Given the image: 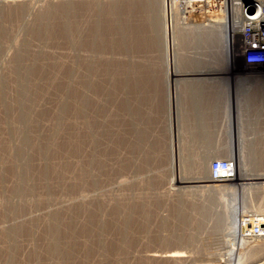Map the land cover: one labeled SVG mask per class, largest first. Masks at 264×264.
I'll return each instance as SVG.
<instances>
[{"label": "rangeland", "instance_id": "374dc122", "mask_svg": "<svg viewBox=\"0 0 264 264\" xmlns=\"http://www.w3.org/2000/svg\"><path fill=\"white\" fill-rule=\"evenodd\" d=\"M65 1L68 0H0V7H2L1 9L5 10L4 11L5 13H2L0 15V17H2L3 15V17L0 18V26H1L0 34L2 33V31H5L1 34L3 38L0 35V39L1 38L4 40L9 39L7 40L8 42L5 45V48L2 50L0 49V54H1L0 55V91L1 89L2 90L5 89L6 91L8 87L7 91L10 90L14 93L15 92L14 90L16 89L18 84V82H16V79L19 76L23 78L27 74L25 78L28 80L26 79L24 80L25 83L29 82V86H31L32 88L31 95L36 94V96H32L31 100H33L34 102L36 101L37 104L36 105L37 107L34 109V111H36L34 113L35 116L37 115L36 113H38L37 115L38 118L34 117L33 119L34 127L32 126L33 127L31 129L32 132H30L31 133L29 134L30 136L27 135L28 137L26 142L27 146L24 145L22 147L23 149L20 148L19 155L17 154V158L22 154L25 156L23 157L22 155V157L20 156L18 158L21 161V162L19 161V165L16 164L18 163V160L16 163L13 162L10 163L7 158L9 154L6 153L8 147L7 148L5 147L6 145L9 146L8 140H11L12 144L15 145V147L17 146L16 145L17 136L12 131L13 128L10 126V123H9V127L7 124L9 121L8 119H11L14 113L11 110H9V108L7 112L6 110H4L6 109V107L5 104L1 102L3 100H1L0 98V119L2 118L4 120V121H2V119L0 120L1 123L3 124L2 127L0 123V132L3 131L4 129V131H6L7 133V134L5 133V135L4 133L3 134L0 133L1 136L0 150H4L3 152L5 155L4 157L3 152L0 151V159L4 158L6 161L8 160L7 164L13 163L12 166L10 164H9L10 166H8L5 161L4 163L8 166L7 168L5 164L4 167L1 165L3 162L0 164V172L3 173L2 175L0 173V175L2 176V178L0 176V182H1L0 203L3 202L2 205H5L6 203L4 204V202H8V201H9L8 205L9 203L11 205V202L17 199L15 201L16 203L19 202L18 201L19 199H21L19 194L14 193V191L12 192V190H14L13 188L15 187L16 182L18 181L14 175L16 165L21 167L22 164L24 165L25 163H28L34 166V164L39 162V165L36 164L33 167L34 168L33 176L35 174L37 178L35 176L34 177L32 176L34 179H37L36 181H38L39 179L38 181L39 183L36 181L34 182L32 178H30V181L31 180L32 181L29 182L31 184L34 183L33 184L34 186L36 185L34 189L36 193L38 192L37 193L38 197L32 196L29 198L30 200L27 199L22 201L23 205H26L27 203L29 204L24 206L25 209L29 208V210L23 211L25 209H23L22 207L23 212L19 211L16 212L18 213L16 214L13 213L15 211H11L13 213L12 214L9 209L10 205L9 206H7V204L5 205L8 207V208L6 207L7 209L5 208L7 212L5 211L4 208H2L4 206L0 205V207L2 206L1 211L2 209H4V211L2 212L0 211V215L5 213L3 214L5 218L3 215L0 217V230L2 231L5 228L7 229L8 227L12 228L15 223H16L15 226L16 225L20 226V224L22 225L23 224L22 222H24L22 220H25L26 223H24L20 227L24 232H27L22 234L23 231L21 230L20 231L21 235L19 236L18 234L16 237H14L15 239L18 237L17 238L18 240L17 239L15 240L13 239V237H10L11 242L10 241L9 242L11 244L18 243V245L16 244L13 245V247L16 245L15 254H17L16 255L17 258L8 255L9 254L8 245L11 244L8 242V239L4 240L2 239L3 237L0 236V248H3L0 249V259H2L0 260V264L1 263L2 264H7V263L37 264V262L38 264H45V263L56 264L58 260L57 258H59V254L58 256L56 254H50L51 246L50 247L48 246L51 245L49 244L51 243L50 242L51 238L50 236H48V234L44 233L47 230V227H45L46 223H44L46 221L44 219L46 218L51 219V217L53 218L57 213H60L58 215H60L61 219L64 215L71 216L73 214L74 218L76 216L75 220L72 216H71L72 218L70 217L64 218L65 216L63 217L65 222L64 226L67 228L68 225V230L64 228L65 234L63 235L64 238L63 241L65 243L63 244V247L65 245L64 248L69 249L68 250L69 257L66 256V259L63 261L62 264H104L106 258H104L105 256L100 253L96 254V256L88 259L84 263L79 262V258L77 259L78 256L77 254L79 253V249H80V247L78 246L81 245L82 248L83 247L82 245H85L86 242H91L93 239L94 241H98L100 239L98 238L100 237L98 234H104V232L105 235L109 236L111 243L112 242L114 243L116 239L117 241L120 239L121 241L120 240L119 241L122 242L123 240L122 237L123 238L126 237L124 238L126 240L123 241H125L129 246L130 245L132 246V251L129 257L131 259L132 258L139 259L144 257L143 259L147 260L146 261L147 264H176V263L177 264H252L253 260H255L257 257L256 253L252 251L256 250L260 246V249H262V253L264 252V247H263L264 237L248 238L242 236L245 239L240 241L239 243L238 234L239 231L241 232L242 222L238 220L239 221L238 223L235 217L239 213H241L242 218L243 216L251 213L264 215V66L262 65L255 66V65L247 64L241 55L236 56L232 54L230 56V54L228 53L229 52L228 45L231 42L230 40L233 39H232L231 28L230 27L228 28L227 25L228 11L226 10L225 5L219 3L221 5L220 13L219 10L217 9L218 11L212 13L213 16L212 17L210 16V18L208 19L207 15L205 14L203 16L202 14L199 15L195 14L196 16L193 15L194 13L192 10L194 8L191 7L188 8L187 6H189V3H185L186 0L185 2H183V0H149V1H154L155 3L159 2V4L157 3L158 4L157 12L160 15L157 12H155L157 16L155 18L159 19V20L157 19V21H159V33H160V37L162 38L161 40H163L161 41L163 45L160 50L158 48V44H156L157 41L154 38L155 36H153L154 32L152 31L151 25H149L150 23H148L149 22L148 16L151 12L147 3L148 0H142V1L141 0H134V1L133 0H73L72 3L74 9H72V12L74 13L73 15L78 16V17L75 16L76 30L78 31V29L84 27V29L78 31V33H76L77 32L76 31L74 32L75 34L74 33L72 34L74 35L73 38L76 39V41L71 39L72 38L71 35L63 36L65 34L63 30H60L62 28L59 27V25L61 24L64 25L65 22L62 23L63 22L62 20L66 19L64 16H62V14L64 15L63 10L61 11L63 7L62 4H64ZM200 2L203 5L200 4L198 6L200 8H204L203 6L208 5L210 1L208 2L207 0H202ZM76 3L78 6L75 5ZM111 3L112 5H116L119 9H121V13L123 14L122 15L115 14L118 15L119 17L114 15L111 16L112 14L110 11ZM60 4L62 7L60 6ZM122 4L124 6H122ZM21 5H27L29 8L27 11L28 19L23 21V23L21 22L22 24L19 22L18 19H16V17L18 16L17 11L20 8L18 6ZM49 5L52 6V8ZM5 6L7 7V9ZM58 6L61 9H58ZM47 7H49L48 10L46 9ZM51 9H55V10H51ZM6 11H8V13ZM45 11H49L52 17L56 16L57 12L58 14L60 11L62 12L60 13L61 15L56 16L57 18L59 17L60 19L59 18L56 19L54 17L55 19L53 18L54 21L52 23L53 27L58 26L59 28L56 29V27L54 28L52 26L50 27L51 32L53 30L54 31L58 30V31L55 33L54 31L52 33L50 31H44L43 33V34L46 33V35H48L50 32L51 35H48V37L50 36V38H47L46 35H43L41 33L37 34L38 32L36 29L38 28L39 25L38 16L39 14H42V12L44 13ZM85 11L88 13H86ZM194 11H197V9ZM80 14L81 16H79ZM8 17L11 19L9 20ZM201 19L203 20L202 24H206L204 23L206 22V20L211 21L215 19L217 23H220V25H218V27L215 28V31L216 33L217 32L219 33L222 30L224 37H222V39L220 40L217 39L214 41H210L209 44L205 43V45H202L203 47L199 49L200 50L199 52H194L191 47L192 45H187V44L184 45V43L182 44L180 36L182 35L183 30L191 32L192 31L191 28L194 29L195 27L194 25L195 22L193 21L200 22ZM118 21L123 23V25L127 26V28H125L124 30L127 31L125 35L118 29V25H119ZM54 23L55 25H53ZM77 24L80 25L81 27L79 26L80 27L79 28ZM86 24H88V26ZM86 26L90 27L89 30H86L88 29ZM128 26H132V27H128ZM34 28L36 29L37 33L34 32L35 31ZM180 29L182 30L180 31ZM82 30H84L87 34ZM59 32L61 33L59 34ZM79 32L82 33L81 34L82 38H80ZM4 35L5 36L8 35V36L5 37ZM83 35H86L87 38ZM61 36L64 38H62ZM78 36L80 38V43L84 45L87 43V45L85 46L83 45L84 46L83 47L80 46L81 45L80 44L79 47L77 45L79 44L77 43L79 42V40H77L79 39ZM39 37H41L42 39ZM43 37L46 38L44 39ZM66 37H68L69 39ZM91 38H93L94 44L92 43V41L91 42L88 41L91 40ZM167 39L170 40L168 41ZM4 40H1L0 43H2ZM206 41L207 40H205L204 42ZM71 43L72 45H70ZM74 43L75 46L73 45ZM89 43L90 44L92 43L93 45H90ZM168 43L170 50H173L171 51L172 56H169V52H167ZM1 45L2 44H0V47L3 48ZM26 46L28 48L31 47L28 49L29 52L26 55H24V57L22 55L20 56L19 55L20 52H22V49L24 50L23 47ZM72 47L75 50H73ZM75 47L76 48L78 47V49L76 50ZM171 47H173L174 49H172ZM80 48H84V49L86 48L85 49L86 51L84 49H81L83 50L82 52L78 51L80 50ZM34 52H37L38 54ZM33 55H36L35 58H37L38 57L37 55H39L40 57L43 56L45 59L47 57V59L45 60L42 59L43 57L41 58L38 57L37 58L38 60L36 59L37 60L36 61ZM75 55L77 56V58ZM25 56H28L30 59L32 58L30 61L31 63L33 62L34 64L33 65L34 74L37 73L38 75L35 74L34 76L31 77V75H33L31 74L33 73L32 71L29 73L28 72L25 73L24 69L16 65L17 61H21L22 57L25 59ZM78 56L84 57L85 59L79 58ZM48 57L53 61L50 60ZM87 58L89 61H91L90 66L87 64L88 63ZM59 59L60 60L62 59L64 61L63 64L64 65L66 64L65 67L63 64L62 65L60 64L61 66L56 64L57 62L61 63ZM35 61L36 63H34ZM40 61H42L43 63L42 62L40 63ZM38 63L40 65H38ZM35 65L37 66L35 67ZM56 65L57 68L55 67ZM13 66H17V67H13ZM39 66L42 67L43 69L45 68L44 71H42L43 70L42 68L41 70H39L40 69ZM128 66H130L131 68ZM92 67L94 70L92 69ZM86 68L90 70L91 73L92 71L93 73L94 71L96 72L94 74L93 73L89 74ZM11 69L13 72L10 73ZM77 69L81 70L80 71L81 73H79V71H76ZM64 70L67 71L68 77L69 75L70 78L72 76L70 82L68 81L69 79L68 78L67 82L64 83V81L67 78L66 71ZM69 70H71V72ZM15 73L17 74L16 75L17 77H15ZM40 73L41 75L44 74L45 78L43 77V75L41 76ZM46 74L49 77H46ZM72 74L75 75V78L76 75L84 74V77H86L85 81L86 80L87 81L83 85V89H82L85 91L82 92L81 90V93L83 94L84 92H86L85 94H83V98H86V94L87 97L91 96V99L90 97L88 99L86 98L87 102L90 101V104L87 103L88 107L89 105L91 106L92 102L94 105L92 104L91 106L92 108H88L86 106V103L79 104L84 106L76 105V103L72 104L73 102L76 101L73 100V97L70 98L68 97L67 101L65 102H67V105L70 104L71 105L67 106V109L65 111L66 112L67 110L69 111L67 113L64 112L63 116H61L60 119L61 121H60L55 118H57L58 111L62 105V102L64 101V95L66 94L65 92H67L66 88L71 89V91H75V92L76 90L74 89L75 88L78 89L77 88L78 85L76 86V83L71 84L72 81L74 80ZM85 74H87L88 78ZM11 75L12 78H14L15 80L11 79ZM29 75L31 78L28 77ZM38 77H40L41 79V80L39 79L40 81H38ZM189 77L192 79L185 80L186 78ZM29 79L30 80L32 79L31 81L32 82L34 81V83L29 81ZM42 80H44V83L41 82ZM50 80H52L53 82ZM59 80L62 82H60ZM97 83L100 85H98ZM67 84L68 86H66ZM36 85L37 86L39 85L38 87L40 89L43 88V91H39L40 89ZM63 85H65L66 88ZM102 86L104 90L103 88H101ZM58 87L60 89H58ZM96 87L99 89H97ZM89 89L90 91H93L97 95H94L93 92H91L92 94L90 93L91 94L90 95L88 93ZM0 93H1L0 97H2L1 96L2 92ZM61 95L63 96L61 97ZM103 96L105 98L107 97L106 98L107 100ZM69 101H71L72 103L71 102L69 103ZM98 102L100 105L96 104ZM121 104L124 105L122 106ZM100 106H102L103 109L102 107L100 108ZM77 107H82L84 112L82 108L77 109ZM104 107L108 112V114L106 112V116L104 113L105 118L102 116L103 112L105 111ZM25 108L26 109L28 108L27 105ZM98 108H100L101 110ZM71 110H73L74 112V113L72 112L73 114L71 113ZM91 111L92 112L95 111L94 114ZM96 112H98L101 115H99ZM91 113L93 115H89ZM9 114H11L10 115V117L12 116L11 118L8 117ZM85 114L88 115L86 116ZM52 115H54L53 118ZM97 115L98 117H96ZM77 116H79L80 118L77 119L76 118ZM85 116L89 118H85ZM82 117H84V119H82ZM93 117L94 118L96 117V119H94ZM87 119H88L87 121L88 123L86 122ZM81 120L82 121L85 120L83 121L84 123ZM97 120H99L100 122L104 121L106 124L103 122L102 125ZM58 121H60V124ZM63 121L65 122L63 123ZM92 121L93 123L95 122L100 123V124L97 123L98 130H97V126L94 125L96 129L91 126L93 130L91 131L90 126L88 125L89 122L91 124ZM5 122L7 123L5 124ZM56 122H58V124ZM35 123H37L39 126H35L36 125ZM55 124H57L58 127L59 126L60 127L57 128L56 127L57 125ZM101 126H103L104 128H102ZM53 127L56 130L53 129V132H50ZM99 127H101L102 129ZM105 128L106 130H104ZM59 129L61 132L59 131ZM8 130H10V134L9 132H7ZM54 131L57 135L54 133ZM95 131H99V133L97 134ZM35 132L37 133V135ZM86 132L89 133L86 134ZM136 132H139L141 134L139 135V133ZM53 133L55 135H53ZM106 135L108 140L105 141ZM72 136L73 138H71ZM96 137L98 141H96ZM79 138H81L82 141ZM139 138H141L144 142L141 141V139ZM67 140H68V145H66ZM87 141H89V143ZM47 142L48 143L51 142L50 145L54 146V148L53 146L51 147L54 154L52 153V150L49 152L51 154L43 153L44 155L42 153L40 154L39 151H36L38 148L37 146L38 144L43 143L44 145ZM101 142L105 144L101 145L102 144ZM78 143L79 144L82 143L81 145H83V147L79 145L78 147L79 149L75 148L78 146ZM95 143L98 144L96 145ZM174 143L175 145H173ZM55 146L56 147L61 146L60 147L61 149L55 148ZM66 146L68 147L66 148ZM24 147L25 148L27 147L28 149L27 148L25 149ZM70 148L73 149L71 150ZM80 148L82 150H80ZM54 149H56L55 151L57 153L54 152ZM92 149H94L95 151L93 152ZM57 150H59V153ZM76 151L78 152L76 153ZM31 152L32 154L33 152L35 154V155L33 154L34 155L33 157L31 156L32 154H30ZM79 152L82 155H80ZM26 154H28L27 156L30 157V159L26 157ZM93 154H95L96 157ZM104 154L106 158H104V156H101ZM45 155L47 156L50 155V156L47 157ZM97 155L99 158L97 157ZM207 155H211L210 167H211V162L214 159H226L227 161H233L235 163L234 165H236L233 176L232 177L228 176V178L226 177L228 180L226 178H221L223 180L221 181L220 178H218L219 179L218 180L217 178L214 177V175L211 173V170L210 173L208 174L200 172L198 167L199 164L198 159L204 158V156ZM87 156L90 159H87L86 158ZM191 156L194 158H192ZM22 158H24V160L26 158L29 161L27 160V162L24 163V160L22 161ZM41 158H45L46 160L45 159L43 160ZM86 159L91 160V162L87 161ZM102 161L104 164H106L105 166L106 168L104 167L102 169L103 171H105L104 173L103 171H99L101 167L98 170V166L101 164L100 162ZM48 163L54 167L50 166ZM98 163L100 164L98 165ZM103 163L101 165H103ZM41 166L42 168L44 166L45 169H42ZM13 167L15 169H13ZM55 167H57V170L55 169ZM40 168L42 171L40 170ZM85 168L86 169L88 168L89 171L85 170ZM38 171L39 172L41 171L43 177L41 176V173H39ZM45 173L48 174V176L45 175ZM57 173L60 174L59 175L60 178H58ZM81 173L84 175H82ZM87 173H89L90 175ZM85 174H87V176ZM39 175L41 178H39ZM95 175H97V177ZM87 177H89V180L88 179L86 180ZM46 179H48L47 180L48 183ZM213 179H216L217 182H219L220 184L223 182L222 185L218 184L223 188L221 187L222 190L221 188L220 189L218 188L219 190H216L217 193L216 195L212 194L211 187L213 186V184L212 183L208 184V182L213 181ZM255 179L258 181H256ZM259 179L262 181H260ZM79 180H82L84 184L82 181ZM92 180L95 182V184H92L93 183ZM101 180L103 181L101 182ZM105 180L107 181V183ZM216 180H214V182H216ZM226 180L229 181L228 184L229 183L234 184V181H236V183L234 184L235 186L232 187L233 184L231 186L230 184L228 185ZM254 180L255 183L252 182ZM89 181L92 182L89 183ZM204 181L207 184H205ZM98 182L101 183L98 184ZM103 182L106 184H104ZM37 185H39L40 188ZM201 185L202 186L205 185V186L202 187ZM48 186H50V188H48ZM228 186L232 190H234V188L237 189L231 191L229 188L227 189ZM36 188L39 191H37ZM208 188L210 189L211 192L207 190ZM3 189L4 191L5 189L6 191L8 190V192L10 190V192L8 193L5 191L6 192L5 193ZM2 192L5 195L7 194L6 196L8 199H6V196ZM104 192H106V194H104ZM9 194L11 196H8ZM10 197L11 198L13 197V200H11ZM4 199H6V201ZM211 200L213 201V205H211L212 206L211 208L209 207L210 210L208 213L206 211L207 214L204 213L202 215L205 216L204 218L201 216L202 213L200 212V209L203 207L206 210H208L209 209L208 205L209 203H211ZM84 203L85 205L83 206ZM99 203L102 206L99 205ZM79 204H81L85 208L79 207ZM94 204H96L94 206L96 207V210L95 208L93 209ZM106 204L108 205V207L105 208L104 206H106ZM98 206L102 208L104 207L106 211L104 210V208L101 209ZM87 207L90 208L91 210H88ZM195 207L198 209H196ZM213 207L215 210L212 209ZM81 208L83 211H81ZM85 209L88 211H86ZM179 209L180 211L182 210L181 211L182 213H180ZM238 210L239 212H237ZM76 211L78 213H76ZM215 211L217 213H220V216L223 218L221 219L222 221H217L216 216L213 217L212 215H210L212 213L213 215H215L216 214ZM69 212L71 214H68ZM80 212L81 213L84 212V213L80 214ZM87 212L89 213L93 212L94 215L93 213L88 214ZM24 213H27L28 215ZM51 213H53L54 216L50 217ZM61 213L64 215H62ZM223 213L225 214L226 217L224 216ZM6 214L9 215L8 216L9 218L8 217L6 218L7 216ZM84 214H86L87 216L89 215L88 218ZM93 217L95 218V220ZM77 218L78 221L76 222ZM82 218L85 220L84 223L81 224V221L83 222ZM202 218H204L203 221L204 224L202 228H199L200 230H197L198 228L196 226L201 221L199 220L198 222L197 219H202ZM86 219L87 221L90 220L91 222L89 221L86 222L85 224ZM98 219L100 222H98ZM103 219H104V223H103ZM28 220L31 222L29 223L31 225L27 224L29 222ZM72 220L75 221L76 223L73 222ZM180 220L182 223L180 222ZM34 221L36 223H34ZM19 222L21 223L17 224ZM215 222L217 223L216 225ZM66 223L67 225H65ZM72 223H75L73 225L74 226L76 225L78 228L76 226L72 227L71 226ZM89 223L90 225L91 224L94 225L90 226ZM179 223H181L183 226ZM84 224L88 225L89 227L88 226L86 227ZM101 224L102 225L104 224V227L106 229ZM125 224H127L128 226H125ZM236 224L239 226H237ZM34 225H38L35 226L37 229L34 228ZM83 225L86 228L83 227ZM31 226L34 228V230L33 228H31ZM236 226L238 227L237 230H236ZM82 227L84 230L82 229ZM94 227L97 229L96 231ZM108 227L110 229L112 228L114 229L110 230ZM98 228L99 230H102L104 228L105 231L102 230L97 233V231H99ZM122 228L124 230L126 229L128 234L127 233L124 234L125 231ZM234 229L236 230V232ZM86 230H87V234L85 232ZM194 230L198 231L197 232L198 235L196 242H193V244L189 242L176 243L174 241L175 238L178 236H185V237H190V235L192 236ZM216 230L219 231L216 232ZM233 230L235 234L234 232L233 233L231 232ZM77 231L78 233L74 235L75 238L72 237L74 232ZM91 231L93 235L95 233L94 236H92ZM66 232H69V234ZM88 232L89 235L91 233L92 238L88 239V237H91L88 235ZM215 233L220 235V237L214 239ZM70 234H72V236H70ZM122 234L125 236H123ZM29 235H31V237H29ZM85 235L86 236L88 235V237H86ZM165 236L170 237V239L171 238L173 239L169 241L168 239H165ZM68 237H70L72 240L69 239ZM95 237H97L98 239L97 238L95 239ZM48 238L50 239L48 240ZM66 238H68L67 241L65 240ZM12 239L14 240V242L12 241ZM45 239L48 242L45 241ZM73 239L75 240L73 241ZM105 240L107 241V239ZM77 243L80 244L78 245ZM18 247L19 249H17ZM46 247L48 251L47 249H45ZM4 248H6L7 250ZM70 250L71 252H69ZM167 250L180 251L182 254H184V256L182 257L183 259L180 258L179 260V258H177L174 260H164L163 258H160L159 260H156L157 262L154 261L155 263L153 262V260L151 261L147 259V256L150 254V252L160 254ZM46 251L50 253L48 254ZM31 252L32 255L30 256L29 254H31ZM132 253H134V255ZM5 254H7L8 256L7 258L5 257L6 256ZM73 254L75 256H73ZM49 255L51 256L49 257ZM99 255L101 256V258ZM41 257H42V261H41ZM35 259L37 260L36 263H35ZM96 259H98L97 260L98 263L96 262ZM67 260L69 261L67 262Z\"/></svg>", "mask_w": 264, "mask_h": 264}, {"label": "bare ground", "instance_id": "6f19581e", "mask_svg": "<svg viewBox=\"0 0 264 264\" xmlns=\"http://www.w3.org/2000/svg\"><path fill=\"white\" fill-rule=\"evenodd\" d=\"M134 1V0H133ZM142 1V0H141ZM149 1V0H148ZM147 1V3H148V6H149V8H150V10H151V12H150V14H149V16H148V18H149V22L148 23H150L149 25H151V28H152V31L154 32V35H153V32H152V35L153 36H155L154 38H155V40L157 41V43L156 44H158V48L161 50V48H162V42L161 41H163V40H161L162 38L160 37V33H159V21H157V19L155 18V17H157L156 16V14H155V12H157V10H158V8H157V5L159 4V2H157V3H155L154 1H149L148 2ZM200 1H202V0H186V2H185V0H183V2H185V3H189V6H187L188 8L189 7H191V8H194L192 11H193V15H199V14H202V16L205 14V15H207V18L209 19L210 18V16L212 17L213 16V14L212 13H215V12H217L218 10H219V13H220V11H221V3L220 2H218V0H207L208 2H209V4L208 5H204L203 7L204 8H200L198 5H200V4H202ZM214 1V2H213ZM73 0H68V1H65V3L64 4H62L63 5V7L61 6V4H60V6L62 7V9L58 6V9H61V11L63 10V13H64V15L62 14V16H64L66 19H64V20H62L63 22L62 23H64V25H59V27L60 28H62V29H60V30H63V32H64V34L65 35H63V36H70L71 35V39H73L74 41H76V39H74L73 37H74V35H72L74 32H76L77 30H76V17L75 16H77V15H73L74 13L72 12V9H74L73 8ZM75 2V1H74ZM107 2V1H106ZM116 2V1H115ZM166 2V1H165ZM120 3V2H119ZM184 3V4H185ZM220 3V4H219ZM190 4H193V5H190ZM75 5H77V3L75 4ZM187 5V4H186ZM203 5V4H202ZM50 6V5H49ZM78 6V5H77ZM122 6H124L123 4H122ZM215 6H217V7H215ZM6 7V6H5ZM18 7H20L19 8V10L17 11L18 12V16L16 17V19H18L19 20V22L21 23H23V21H25L26 19H28L27 18V11H28V6L27 5H21V6H18ZM51 8H52V6H50ZM2 7H0V15L2 14V13H5L4 11V9H1ZM48 8L49 7H47L46 9L48 10ZM54 8V7H53ZM140 8V7H139ZM6 9H7V7H6ZM57 9V8H56ZM110 11H111V16H118V15H122L123 13H121V9H119L116 5H112V3H111V7H110ZM146 9V8H145ZM197 9V11H194V10H196ZM218 9V10H217ZM15 10H17V9H15ZM50 10V9H49ZM51 10H55V9H51ZM96 10V9H95ZM126 10V9H125ZM141 10V9H140ZM143 10V9H142ZM169 10V9H168ZM172 10V9H171ZM191 10V9H190ZM57 11H59V10H57ZM59 12V14H58V12H57V15H56V13H55V15L56 16H59V15H61L60 13H62V12ZM74 11V10H73ZM175 11H176V9H175ZM234 11H236V10H233L232 12L231 11H228L227 12V18H228V28L230 27L231 28V31H232V39H235V37L237 38V36L235 35L236 34V29H237V25L238 24H236V22H235V18H236V16H235V12ZM7 13H8V11H6ZM54 12V11H53ZM86 12V11H85ZM166 12V11H165ZM185 12V11H184ZM6 13V14H7ZM83 13V12H82ZM86 13H88V12H86ZM146 13V12H145ZM158 13V12H157ZM189 13H191V12H189ZM84 14V13H83ZM115 14H118V15H115ZM159 14V13H158ZM222 14V13H221ZM231 14H232V17L233 18H231ZM8 15V14H7ZM6 15V16H7ZM54 15V14H53ZM94 15V14H93ZM126 15V14H125ZM160 15V14H159ZM175 15V14H174ZM195 15V16H196ZM56 16H53L52 17V15L50 14V12L49 11H45L44 13L42 12V14H39V16H38V20H39V25H38V28H36L37 29V32H36V29L34 28V32H36L37 34H43L44 33V31H50V27L52 26V23H53V21H54V19L56 18V19H58ZM79 16H81V14L79 15ZM139 16V15H138ZM163 16H164V14H163ZM2 17H3V15H2ZM2 17H0V18H2ZM55 17V18H54ZM63 17V18H64ZM78 17V16H77ZM98 17V16H97ZM119 17V16H118ZM131 17V16H130ZM145 17V16H144ZM151 17V18H150ZM216 17V16H215ZM9 18V17H8ZM54 18V19H53ZM191 18V17H190ZM5 19V18H4ZM7 19V18H6ZM11 18H9V20H10ZM60 19V18H59ZM78 19V18H77ZM93 19V18H92ZM147 19V18H146ZM161 19V18H160ZM216 19V18H215ZM215 19L214 20H211V21H209V20H206V22H204V23H206V24H202L203 22V20L201 19V23L198 21V22H196V21H193V22H195L194 23V25H195V27H194V29L193 28H191L192 29V31L190 32V31H185V30H183V32H182V35L180 36L181 37V42H182V44L184 43V45L185 44H187V45H192L191 47H192V50L194 51V52H199L200 50L199 49H201L203 46L202 45H205V43L207 44H209V42L210 41H214V40H220V39H222V37H224V34H223V31L221 30V32H217L216 33V31H215V28H217L218 27V25H220V23H217V21H215ZM79 20V19H78ZM118 20V19H117ZM141 20V19H140ZM159 20V19H158ZM58 21V20H57ZM94 21V20H93ZM121 21V20H120ZM120 21H118V23H119V25H118V29L125 35V33L127 32V31H124L125 30V28H127V26H125V25H123V23H121ZM135 21V20H134ZM169 21V20H168ZM177 21V20H176ZM56 22V21H55ZM78 22H80V21H78ZM128 22V21H127ZM21 23V24H22ZM147 23V24H148ZM92 24V23H91ZM162 24V23H161ZM174 24V23H173ZM184 24V23H183ZM4 25V24H3ZM2 25V26H3ZM53 25H55V23L53 24ZM78 25V24H77ZM87 26H88V24H86ZM94 25V24H93ZM93 25H91V26H93ZM142 25V24H141ZM164 25V24H163ZM176 25V24H175ZM37 26V25H36ZM80 25H78V27H79ZM82 26H85V25H82ZM86 26V27H87ZM186 26V25H185ZM1 27V26H0ZM53 27V26H52ZM54 27H56V26H54ZM53 27V28H54ZM58 26L56 27V29H58L59 28ZM78 27H77V29H78ZM81 27V26H80ZM79 27V28H80ZM128 27H132V26H128ZM149 27V26H148ZM184 27V26H183ZM88 29H86V30H89V28L90 27H87ZM177 28V27H176ZM181 28V27H180ZM220 28V27H219ZM6 29V28H5ZM81 29H84V27L83 28H81ZM81 29H78V31H80ZM129 29V28H128ZM164 29V28H163ZM189 29V28H188ZM222 29V28H221ZM161 30V29H160ZM166 30V29H165ZM174 30V29H173ZM182 29H180V31H181ZM220 30V29H219ZM54 31V30H53ZM52 31V32H53ZM58 30H56V31H54V33L55 32H57ZM78 31L76 32V33H78ZM83 32H85L84 30H82ZM93 31V30H92ZM3 32H5V31H2V33ZM33 32V33H34ZM51 32V31H50ZM50 32H49V34L48 35H51L50 34ZM51 32V33H52ZM62 32V33H63ZM161 32V31H160ZM230 32V31H229ZM1 33V34H2ZM61 32H59V34H60ZM80 34V38H82L81 37V32H79ZM86 33V32H85ZM84 33V34H85ZM90 33V32H89ZM0 34V35H1ZM5 34V33H4ZM8 34V33H7ZM35 34V33H34ZM75 34V33H74ZM87 34V33H86ZM93 34V33H92ZM92 34H91V37H92ZM166 34V33H165ZM231 34V33H230ZM43 35H46V33L45 34H43ZM48 35H46L47 36V38H50V36L48 37ZM54 35V34H53ZM78 35V34H77ZM90 35V34H89ZM94 35V34H93ZM162 35V34H161ZM5 36V35H4ZM8 36V35H7ZM7 36H5V37H7ZM37 36V35H36ZM83 36H85L86 37V35H83ZM165 36V35H164ZM1 37H2V35H1ZM38 37V36H37ZM62 37V36H61ZM131 37V36H130ZM166 37H167V35H166ZM3 38V37H2ZM0 39V41L1 40H4V39ZM39 38H41V37H39ZM44 38V37H43ZM46 38V37H45ZM44 38V39H45ZM62 38H64V37H62ZM66 38H68V37H66ZM65 38V39H66ZM78 38H79V36H78ZM80 38L79 39H77V40H79V42H77V43H79V44H77L76 42V44L79 46L80 44V46H83L84 44H82V43H80ZM87 38V37H86ZM172 38V37H171ZM7 39V38H6ZM42 39V38H41ZM69 39V38H68ZM70 39V40H71ZM84 39V38H83ZM7 40H9V39H7ZM7 40H4L2 43H0V44H2L1 46L3 47V48H1L0 47V49L2 50V49H4L5 48V45L7 44ZM70 40H68V41H70ZM154 40V41H155ZM168 40V39H167ZM170 40V39H169ZM168 40V41H169ZM205 40H207L206 42H204ZM64 41V40H63ZM82 41V40H81ZM89 42H91L92 41V43H93V38H91V40H88ZM87 41V42H88ZM180 41V40H179ZM67 42V41H66ZM73 42V41H72ZM85 42V41H84ZM95 42V41H94ZM75 43L73 44L74 46H75ZM86 43V42H85ZM90 44V45H93V44ZM167 43V42H166ZM176 43V42H175ZM204 43V44H203ZM26 44V43H25ZM31 44V43H30ZM127 44V43H126ZM216 44V43H215ZM28 45V44H27ZM70 45H72V43L70 44ZM76 45V46H77ZM85 45H87V43L85 44ZM84 45V46H85ZM168 45V51L167 52H169V56H172L171 55V51H173V50H170V48H169V43L167 44ZM175 45V44H174ZM184 45H182V46H184ZM32 46V45H31ZM79 46V47H80ZM83 46V47H84ZM156 46V45H155ZM88 47V46H87ZM86 47V48H87ZM186 47V46H185ZM184 47V48H185ZM24 48V50L22 49V52H20V56L22 55L23 57H24V55H26L28 52H29V48H31V47H23ZM73 48V47H72ZM76 48V47H75ZM85 48V49H86ZM172 49H174L173 47H171ZM194 48V49H193ZM78 49V47L76 48V50ZM81 49H84V48H80V50H78V51H80V52H82L83 50H81ZM84 49V50H85ZM94 49V48H93ZM179 49V48H178ZM187 49V48H186ZM73 50H75L74 48H73ZM77 51V52H78ZM86 51V50H85ZM91 51V50H90ZM94 51V50H93ZM164 51V50H163ZM162 51V52H163ZM185 51V50H184ZM202 51V50H201ZM32 52V51H31ZM30 52V53H31ZM165 52V51H164ZM225 52V51H224ZM19 53V52H18ZM22 53V54H21ZM34 53H37V52H34ZM41 53V52H40ZM39 53V54H40ZM96 53V52H95ZM38 54V53H37ZM45 54V53H44ZM77 54V53H76ZM81 54V53H80ZM1 55V54H0ZM30 55V54H29ZM42 55V54H41ZM175 55V54H174ZM187 55V54H186ZM229 55V54H228ZM31 56H32V54H31ZM30 56V57H31ZM38 57H40L39 55H37ZM46 56V55H45ZM76 56V55H75ZM74 56V57H75ZM81 56V55H80ZM83 56V55H82ZM98 56V55H97ZM21 58V61H17V64L16 65H18V67H20V68H22V69H24L25 70V73H29V72H33V73H31V74H33V75H31V77L32 76H34L35 74H37V73H35L34 74V64H33V62L31 63V59L28 57V56H25V59L24 58ZM33 57L35 58L36 57V55H33ZM37 57V58H38ZM41 57H43V56H41ZM40 57V58H41ZM72 57V56H71ZM79 57V56H78ZM197 57V56H196ZM37 58H35V60L37 59ZM49 58V57H48ZM76 58H77V56H76ZM79 58H84V57H79ZM89 58V57H88ZM88 58H87V60H88ZM42 59H45L44 57L42 58ZM46 59H47V57H46ZM45 59V60H46ZM50 59V58H49ZM85 59V58H84ZM92 59H94V58H92ZM163 59V58H162ZM171 59V58H170ZM38 60V59H37ZM36 60V61H37ZM50 60H52V59H50ZM60 60V59H59ZM62 60V59H61ZM60 60V62L61 63H56V64H58V65H62L63 63H64V61L62 60L61 61ZM72 60H74V59H72ZM164 60V59H163ZM173 60V59H172ZM28 61H30V62H28ZM34 61V60H33ZM36 61L34 62V63H36ZM53 61V60H52ZM93 61V60H92ZM39 62V61H38ZM42 61H40V63H41ZM76 62H77V60H76ZM80 62V61H79ZM85 62V61H84ZM169 62H170V60H169ZM184 62V61H183ZM43 63V62H42ZM66 63V62H65ZM94 63V62H93ZM14 64H15V62H14ZM13 64V65H14ZM54 64V63H53ZM81 64H83V63H81ZM89 66L91 65V61H89L88 60V63H87ZM105 64V63H104ZM38 65H40L39 63H38ZM60 65V66H61ZM64 65V64H63ZM66 65V64H65ZM65 65H64V67H65ZM37 65H35V67H36ZM77 66V65H76ZM13 67H17V66H13ZM40 67V66H39ZM53 67V66H52ZM56 68H57V65L55 66ZM54 67V68H55ZM128 67H130V66H128ZM41 68L42 67H40V69L39 70H41ZM59 68V67H58ZM105 68V67H104ZM118 68V67H117ZM131 68V67H130ZM38 69V68H37ZM43 69V68H42ZM45 69V68H44ZM44 69L42 70V71H44ZM61 69V68H60ZM62 69H63V66H62ZM65 69V68H64ZM79 69H81V68H79ZM79 69H77L76 71H79V73H81L80 71L81 70H79ZM92 69H93V67H92ZM16 70V69H15ZM36 70V69H35ZM75 70V69H74ZM82 70H83V68H82ZM86 70H87V72L89 73V74H92L93 73V71H92V73L90 72V70H88L87 68H86ZM85 70V71H86ZM94 70V69H93ZM108 70V69H107ZM131 70V69H130ZM51 71V70H50ZM57 71V70H56ZM64 71H66V70H64ZM70 72H71V70H69ZM11 72H13L12 71V69H11V71H10V73ZM40 72V71H39ZM96 71H94V73H95ZM101 72V71H100ZM19 73H20V71H19ZM73 73V72H72ZM78 73V72H77ZM78 73V74H79ZM87 73V74H88ZM93 73V74H94ZM118 73V72H117ZM116 73V74H117ZM67 71H66V76H67ZM87 74H85L86 76H87ZM105 74V73H104ZM114 74V73H113ZM14 75V74H13ZM17 74L15 73V77H17L16 76ZM25 75V74H24ZM38 75V74H37ZM40 75H41V73H40ZM43 75V77H44V74H42ZM41 75V76H42ZM73 75V74H72ZM107 75V74H106ZM123 75V74H122ZM27 76V74L22 78L21 76H19L17 79H16V82H18V84H17V87H16V89L14 90L15 92L13 93L12 91H10V90H8L7 91V89H8V87H7V89H6V91H5V89L4 90H2L1 89V91L0 92H2V97H0L1 98V100H3V101H1V102H3V104H5V107H6V109H4V110H6V112H7V110H8V108H9V110H11L14 114H13V117L11 118L10 117V115L11 114H9V116L8 117H10L11 119H8L9 121H8V123L7 122H5V124L7 123L8 124V127H9V123H10V126L14 129H12V131L16 134V136H17V141L16 140H14V141H16L17 143H16V145L18 146H16L15 147V145H13L12 144V141L11 140H8V145L9 146H7L6 145V147L5 148H7L8 150H7V154H9L8 155V160H9V162L11 163V162H13V163H16L17 162V160H18V163H16V164H18L19 165V157L21 156L22 157V155H20V156H18V158H17V154L19 155V151H20V148L21 149H23L22 147L25 145V146H27L26 144V142H27V135H29V134H31L30 132H32V128L34 127V125H33V119H34V117H37V115H38V113H36L37 115L35 116V112L36 111H34V109L37 107L36 105V101L34 102L33 100H31L32 99V96H36V94L35 95H31V90H32V88H31V86H29V82H27V83H25V80L24 79H26L25 77ZM65 76V77H66ZM90 76V75H89ZM95 76V75H94ZM93 76V77H94ZM28 77H30V75L28 76ZM30 77V78H31ZM46 77H49L47 74H46ZM73 81H72V83L71 84H73V83H76V86L78 85V89H74V90H76V92L75 91H71V89H67L66 87H65V85H63L65 88H66V90H67V92H65L64 94V101L62 102V105H61V107H60V109H59V111H58V116H57V118H55V119H58V120H60L61 119V116H63V114H64V112L65 113H67L69 110H67V112L65 111L66 109H67V106H70V105H67V102H65V101H67V98L69 97H73V100L74 101H76V102H71V101H69V103L71 102L72 104H74V103H76V105H79V104H84V103H86V106H87V103H89L90 104V101H88L87 102V100H86V98L88 99L89 97H90V99H91V96H88L87 97V94H86V98H83V94H85L86 92H84L83 94L81 93V90L83 89V85L86 83V81H85V79H86V77H84V74L82 75V74H80V75H76V78H75V75H73ZM130 77V76H129ZM141 77V76H140ZM195 77V76H194ZM225 77V76H224ZM34 78V77H33ZM36 78H37V76H36ZM45 78V77H44ZM44 78H42V79H44ZM69 78V79H68ZM87 78H88V76H87ZM9 79V78H8ZM11 79H14V78H12V75H11ZM40 79V77H38V81H40L39 80ZM51 79V78H50ZM67 79H68V81L70 82V79H72V76H71V78H70V75H69V77L67 76V78H66V80L64 81V83L65 82H67ZM129 79V78H128ZM190 79H192V78H186L185 80H190ZM7 80V79H6ZM10 80V79H9ZM15 80V79H14ZM26 80H28V79H26ZM32 80V79H31ZM30 79H29V81H31ZM35 80V79H34ZM46 80V79H45ZM54 80V79H53ZM130 80V79H129ZM8 81V80H7ZM50 81H52V80H50ZM60 81V80H59ZM119 81V80H118ZM12 82V81H11ZM32 82V81H31ZM41 82H43L44 83V80H42ZM53 82V81H52ZM60 82H62V81H60ZM59 82V83H60ZM13 83V82H12ZM32 83H34V81L32 82ZM35 83H38V82H35ZM57 83V82H56ZM58 83V84H59ZM64 83H61V84H64ZM41 84V83H40ZM98 84V83H97ZM34 85V84H33ZM60 85V84H59ZM58 85V86H59ZM69 85H70V83H69ZM93 85V84H92ZM98 85H100V84H98ZM193 85V84H192ZM7 86V85H6ZM37 86V85H36ZM39 86V85H38ZM37 86V87H38ZM54 86V85H53ZM66 86H68V84L66 85ZM73 86V85H72ZM88 86V85H87ZM96 86V85H95ZM188 86V85H187ZM1 87H3V86H1ZM47 87H48V85H47ZM56 87V86H55ZM54 87V88H55ZM63 87V88H64ZM71 87V86H70ZM129 87V86H128ZM39 88V87H38ZM95 88V87H94ZM93 88V89H94ZM97 88V87H96ZM101 88H103V86L101 87ZM100 88V89H101ZM121 88V87H120ZM13 89V88H12ZM40 89V88H39ZM58 89H60L59 87H58ZM62 89V88H61ZM97 89H99V88H97ZM110 89V88H109ZM122 89V88H121ZM34 90V89H33ZM38 90V89H37ZM57 90V89H56ZM63 90V89H62ZM61 90V91H62ZM78 90V91H77ZM103 90H104V88H103ZM106 90V89H105ZM39 91H43V88H41ZM60 91V90H59ZM83 91H85V90H82V92ZM86 91H88V90H86ZM95 91V90H94ZM99 91V90H98ZM108 91V90H107ZM117 91H119V90H117ZM64 92V91H63ZM91 92H93V91H90V89H89V94L91 93ZM101 92H104V91H101ZM173 92H174V90H173ZM94 93V92H93ZM107 93V92H106ZM1 94V93H0ZM62 94V93H61ZM92 94V93H91ZM90 94V95H91ZM40 95V94H39ZM39 95H37V96H39ZM94 95H97V94H95L94 93ZM98 95H99V93H98ZM63 95H61V97H62ZM85 97V96H84ZM100 97V96H99ZM104 97V96H103ZM118 97V96H117ZM95 98V97H94ZM105 98V97H104ZM107 98V97H106ZM105 98V99H106ZM148 98V97H147ZM35 99V98H34ZM72 99V98H71ZM108 99H109V97H108ZM8 100V101H7ZM59 100V99H58ZM61 100H63V99H61ZM93 100V99H92ZM107 100V99H106ZM109 101V100H108ZM57 103V102H56ZM95 103V102H94ZM104 103V102H103ZM107 103V102H106ZM105 103V104H106ZM119 103V102H118ZM3 104H1V105H3ZM59 104H60V102H59ZM92 104H93V102L91 103V106H92ZM96 104H99V102L98 103H96ZM101 104H102V102H101ZM104 104V105H105ZM26 105H27V109L25 108L26 107ZM94 105V104H93ZM100 105V104H99ZM122 105V104H121ZM124 105V104H123ZM122 105V106H123ZM129 105V104H128ZM75 106V105H74ZM79 106H84V105H79ZM90 105H89V107L88 108H92ZM96 106V105H95ZM94 106V107H95ZM103 106V105H102ZM102 106H100V108L102 107ZM107 106V105H106ZM105 106V107H106ZM199 106V105H198ZM104 107V108H105ZM4 108V107H3ZM24 108H25V110H24ZM78 108H82V107H77V109ZM85 108V107H84ZM100 108H98V109H100ZM109 108V107H108ZM72 109V108H71ZM73 109H74V107H73ZM97 109V108H96ZM102 109H103V107H102ZM81 110V109H80ZM82 110H83V108H82ZM93 110H94V108H93ZM101 110V109H100ZM105 111L103 112V114H102V116L104 117V113H105V116H106V112H107V110H106V108L104 109ZM201 110V109H200ZM50 111V110H49ZM53 111V110H52ZM87 111V110H86ZM90 111V110H89ZM12 112H10V113H12ZM73 112V110H71V113ZM76 112V111H75ZM83 112H84V110H83ZM92 112V111H91ZM95 112V111H94ZM94 112H92L93 114H94ZM100 112V111H99ZM5 113V112H4ZM9 113V112H8ZM46 113V112H45ZM74 113V112H73ZM72 113V114H73ZM79 113V112H78ZM77 113V114H78ZM81 113V112H80ZM89 114V115H93V114ZM96 113H98V112H96ZM101 113V112H100ZM52 114H54V113H52ZM55 114H57V113H55ZM70 114V113H69ZM99 114V113H98ZM107 114H108V112H107ZM8 115V114H7ZM83 115V114H82ZM86 115V114H85ZM88 115V114H87ZM86 115V116H87ZM99 115H101V114H99ZM40 116V115H39ZM53 116L54 115H52V118H53ZM76 116V115H75ZM85 116V118H89V117H86ZM95 116V115H94ZM101 116V117H102ZM6 117V116H5ZM41 117V116H40ZM39 117V118H40ZM42 117H44V116H42ZM50 117V116H49ZM91 117V116H90ZM96 117H98V115L96 116ZM96 117L94 118V119H96ZM100 117V116H99ZM38 118V117H37ZM77 119L78 118H80L79 116H77L76 117ZM92 118V117H91ZM105 118V117H104ZM2 119V118H1ZM0 119V120H1ZM54 119V120H55ZM67 119V118H66ZM82 119H84V117H82ZM99 119V118H98ZM108 119V118H107ZM38 120H40V119H38ZM62 120H63V118H62ZM2 121H4L3 119H2ZM6 121V120H5ZM35 121V120H34ZM37 121V120H36ZM42 121V120H41ZM61 121V120H60ZM60 121H58L59 122V124H60ZM72 121V120H71ZM77 121V120H76ZM82 121V120H81ZM83 121H85V120H83ZM82 121V122H83ZM88 121V119L86 120V122ZM96 121V120H95ZM97 121H99V120H97ZM102 121V120H101ZM108 121V120H107ZM55 122V121H54ZM58 122H56L57 124H58ZM65 121H63V123H64ZM100 122V121H99ZM99 122H97V123H99ZM103 122L104 121H102V122H100L102 125H103ZM0 123H1V121H0ZM84 123V122H83ZM88 123V122H87ZM97 123L95 122V123H93V121H92V123L90 124V122H89V125L88 126H90V129H91V131H93L92 130V127H94V125L95 126H97ZM99 123V124H100ZM105 123V122H104ZM36 125L35 126H39L37 123H35ZM57 124H55V125H57ZM78 124H79V121H78ZM106 124V123H105ZM104 124V125H105ZM109 124V123H108ZM3 124L1 123V126H2ZM87 125V124H86ZM5 126V125H4ZM7 126V125H6ZM33 126V127H32ZM52 126V125H51ZM92 126V127H91ZM144 126V125H143ZM3 127V126H2ZM57 128H59L58 127V125L56 126ZM55 127V128H56ZM64 127V126H63ZM102 128H104L103 126H101ZM101 127H99V128H101ZM62 128V127H61ZM85 128H86V126H85ZM95 128V127H94ZM93 128V129H94ZM101 128V129H102ZM172 128V127H171ZM7 129V128H6ZM10 129V128H9ZM53 129H54V127L52 128V130L50 131V132H53ZM96 129V128H95ZM54 130H56V129H54ZM63 130V129H62ZM97 130H98V126H97ZM104 130H106V128L104 129ZM108 130V129H107ZM136 130V129H135ZM176 130V129H175ZM12 131H11V134H12ZM59 131H60V129H59ZM65 131V130H64ZM80 131V130H79ZM89 131V130H88ZM172 131V130H171ZM7 132H9V134H10V130H8ZM58 132V131H57ZM61 132V131H60ZM76 132V131H75ZM83 132V131H82ZM97 134L99 133V131H95ZM142 132V131H141ZM1 134H3L4 133V135H5V133H6V131H4V129H3V131H1L0 132ZM13 133V134H14ZM36 133V132H35ZM54 133H55V131H54ZM53 133V135H55ZM65 133V132H64ZM81 133V132H80ZM89 133V132H88ZM87 132H86V134H88ZM102 133V132H101ZM107 133V132H106ZM136 133H139V132H136ZM7 134V133H6ZM51 134V133H50ZM82 134V133H81ZM85 134V135H86ZM141 133H139V135H140ZM3 135V136H4ZM33 135V134H32ZM36 135H37V133H36ZM52 135V134H51ZM57 135V134H56ZM104 135V134H103ZM138 135V134H137ZM136 135V136H137ZM143 135V134H142ZM7 136H9V135H7ZM30 136V135H29ZM60 136V135H59ZM91 136H93V135H91ZM1 137V136H0ZM39 137V136H38ZM45 137V136H44ZM57 137V136H56ZM75 137V136H74ZM88 137V136H87ZM97 137H98V135H97ZM97 137H96V141H98V139H97ZM99 137H100V135H99ZM145 137V136H144ZM4 138V137H3ZM5 138H6V136H5ZM4 138V139H5ZM71 138H73V136L71 137ZM76 138V137H75ZM15 139V138H14ZM68 139V138H67ZM77 139H78V137H77ZM80 140H81V138H79ZM104 139V138H103ZM139 139H141V138H139ZM147 139V138H146ZM6 140H7V138H6ZM32 140V139H31ZM39 140V139H38ZM56 140H57V138H56ZM106 140H108L107 139V135H106V138H105V141ZM137 140H138V137H137ZM70 141V140H69ZM71 141H72V139H71ZM73 141H74V139H73ZM76 141V140H75ZM78 141V140H77ZM82 141V140H81ZM104 141V142H105ZM141 141H143L142 139H141ZM63 142V141H62ZM80 142V141H79ZM83 142H84V140H83ZM82 142V143H83ZM88 143H89V141H87ZM92 142V141H91ZM144 142V141H143ZM7 143V142H6ZM71 143V142H70ZM73 143V142H72ZM81 143V144H82ZM94 143V142H93ZM92 143V144H93ZM102 143V142H101ZM186 143V142H185ZM4 144V143H3ZM2 144V145H3ZM51 144V142H47V143H45L44 145H43V143L42 144H38L37 146H38V148H37V150L36 151H39L40 152V154L42 153H44V154H51V153H49L52 149H51V147L53 146H51L50 145ZM54 144V143H53ZM77 144V143H76ZM81 144H79L78 143V146L77 147H75V148H78L79 147V145H81ZM91 144V145H92ZM96 144V143H95ZM98 144V143H97ZM96 144V145H97ZM105 144V143H104ZM103 143L101 144V145H104ZM177 144V143H176ZM209 144V143H208ZM56 145V144H55ZM65 145V144H64ZM66 145H68V140H67V143H66ZM86 145V144H85ZM173 145H175V143L173 144ZM207 145V144H206ZM225 145V144H224ZM4 146V145H3ZM21 146V147H20ZM34 146V145H33ZM71 146V145H70ZM73 146V145H72ZM82 147H83V145H81ZM95 146V145H94ZM94 146H92V147H94ZM100 146V145H99ZM98 146V147H99ZM61 147V146H60ZM60 147H56L55 146V148H58V149H61ZM63 147V146H62ZM68 146H66V148H67ZM96 147V146H95ZM97 147V148H98ZM25 148V147H24ZM27 148V147H26ZM25 148V149H26ZM32 148V147H31ZM53 148H54V146H53ZM65 148V149H66ZM85 148V147H84ZM96 148V149H97ZM152 148V147H151ZM173 148V147H172ZM186 148V147H185ZM28 149V148H27ZM71 149V148H70ZM73 149V148H72ZM71 149V150H72ZM79 149V148H78ZM95 149V148H94ZM94 149H92V151L94 152L95 150ZM114 149V148H113ZM34 150V149H33ZM56 149H54V152H56L55 151ZM69 150V149H68ZM70 150V151H71ZM80 150H82L81 148H80ZM151 150V149H150ZM1 152H3L4 150H0ZM35 151V150H34ZM58 151V153H59V150H57ZM69 151V152H70ZM152 151V150H151ZM153 151H154V148H153ZM202 151V150H201ZM23 152V151H22ZM67 152V151H66ZM73 152V151H72ZM74 152H75V150H74ZM78 151H76V153H77ZM80 152H82V151H80ZM79 152V153H80ZM5 153V154H6ZM24 153H26V152H24ZM52 153H53V150H52ZM57 153V152H56ZM55 153V154H56ZM91 153V152H90ZM96 153V152H95ZM100 153V152H99ZM151 153V152H150ZM255 153V152H254ZM30 154H32V152L30 153ZM33 154H34V152H33ZM31 155L32 157L35 155ZM37 154V153H36ZM43 154V155H44ZM54 154V153H53ZM66 154V153H65ZM98 154V153H97ZM152 154H153V152H152ZM3 155H4V152H3ZM28 154H26V157H28L27 156ZM79 155V154H78ZM80 155H82L81 153H80ZM91 155V154H90ZM90 155H89V157H90ZM94 156H95V154H93ZM92 155V156H93ZM190 155V154H189ZM25 155H23V157H24ZM30 156V155H29ZM45 156H47V155H45ZM50 155H48L47 157H49ZM55 156V155H54ZM53 156V157H54ZM58 156H59V154H58ZM63 156V155H62ZM101 156H104V158H106L105 157V154L104 155H101ZM4 157H5V155H4ZM41 157V156H40ZM96 157V156H95ZM97 157H98V155H97ZM176 157V156H175ZM192 157V156H191ZM254 157V156H253ZM6 158V159H7ZM29 159H30V157H28ZM35 158V157H34ZM52 158V157H51ZM58 158H60V157H58ZM84 158V157H83ZM87 159H90V158H88V156L86 157ZM99 158V157H98ZM192 158H194V157H192ZM210 158H211V155H207V156H204V158H199L198 160H199V164H198V167H199V170H200V172H202V173H210V170H211V167H210ZM33 159V158H32ZM38 159V158H37ZM37 159H35V160H37ZM41 159H45V158H41ZM40 159V160H41ZM86 159V160H87ZM92 159V158H91ZM177 159V158H176ZM189 159H191V158H189ZM7 160V161H8ZM24 160V158H22V161ZM26 160V161H25ZM25 160H24V163L25 162H27V160L28 159H26L25 158ZM34 160V161H35ZM46 160V159H45ZM60 160V159H59ZM63 160V159H62ZM106 160V159H105ZM158 160V159H157ZM6 160L3 158H1L0 159V164L4 167L6 164H7V161H6V164L4 163ZM29 161V160H28ZM34 161H33V163H34ZM87 161H90L91 162V160H87ZM104 161V160H103ZM103 161L102 162H100L101 164L103 163ZM21 162V161H20ZM65 162V161H64ZM95 162V161H94ZM227 162H232L233 163V165L235 164L233 161H227ZM9 163V164H10ZM12 163V164H13ZM36 163V162H35ZM88 163V162H87ZM93 163V162H92ZM100 163H98V165L100 164ZM5 164V165H4ZM7 164L8 166H12V164ZM21 164V163H20ZM26 164V165H25ZM24 165L22 164L21 165V167H19V166H17L16 165V169L13 167V169H15V171H14V175H15V177L17 178V182H16V185H15V187L13 188L14 190H12V192L14 191V193H16V194H19L20 195V198L21 199H19L18 201L19 202H16L15 203V201L17 200H15V201H13V202H11V200H13V197L11 198V200H10V202H11V205H10V203H9V205H8V202H4V204L6 203L7 204V206H9L10 208V212L11 211H15V212H13V213H16V212H21L23 209H25L24 208V206H26V205H23V203H22V201H24V200H27V199H29L30 197H32V196H37V193L35 192V186L33 185V184H31V183H29V182H31L30 181V178H32L33 180H34V182L37 180V179H34L33 177L35 176V174H34V176H33V171H34V166L37 164V165H39V162L38 163H36V164H34V166H32L31 164H28V163H25ZM49 164V163H48ZM60 164V163H59ZM65 164V163H64ZM95 164V163H94ZM99 165L98 166V170H99V168L101 167V169L99 170V171H103L102 169L106 166V164H104L103 163V165ZM129 164V163H128ZM6 165V168L8 167ZM43 165V164H42ZM46 165V164H45ZM50 165V164H49ZM48 165V166H49ZM56 165V164H55ZM83 165V164H82ZM89 165V164H88ZM90 165H91V163H90ZM50 166H52V165H50ZM67 166V165H66ZM95 166V165H94ZM103 166V167H102ZM235 166L236 165H234V167L232 168V170H231V172H227V170H224V171H222V173H221V175L223 176V178H228V176H233V174H234V171H235ZM52 167H54V166H52ZM60 167V166H59ZM61 167H63V166H61ZM73 167V166H72ZM83 167H85V166H83ZM97 167V166H96ZM11 168V167H10ZM36 168H37V166H36ZM35 168V169H36ZM41 168H42V166H41ZM41 168H40V170H41ZM51 168V167H50ZM81 168V167H80ZM106 168V167H105ZM197 168V167H196ZM12 169V170H13ZM42 169H45L44 168V166H43V168ZM49 169V168H48ZM55 169L57 170V167H55ZM81 170V169H80ZM84 170V169H83ZM85 170H88V168L86 169L85 168ZM97 170V169H96ZM198 170V169H197ZM198 170V171H199ZM42 171V170H41ZM41 171L39 172V173H41ZM51 171H52V169H51ZM59 171V170H58ZM89 171V170H88ZM87 171V172H88ZM13 172V171H12ZM37 172V171H36ZM35 172V173H36ZM53 172H55V171H53ZM61 172V171H60ZM95 172V171H94ZM105 171H103V173H104ZM106 172H107V170H106ZM1 173V172H0ZM5 173V172H4ZM39 173H37V174H39ZM44 173V172H43ZM80 173V172H79ZM93 173V172H92ZM91 173V174H92ZM98 173V172H97ZM102 173V172H101ZM3 173H1V175H2ZM13 174V173H12ZM11 174V175H12ZM36 174V175H37ZM54 174V173H53ZM58 174V173H57ZM56 174V175H57ZM82 174V173H81ZM87 174H89V173H87ZM87 174H85L86 176H87ZM0 175V176H1ZM44 175V174H43ZM45 175H47L48 176V174H46L45 173ZM49 175H50V173H49ZM59 175L60 174H58L57 176H58V178H60L59 177ZM80 175V174H79ZM82 175H84V174H82ZM90 175V174H89ZM93 175V174H92ZM110 175V174H109ZM13 176V175H12ZM33 176V177H32ZM41 176H42V173H41ZM96 177H97V175H95ZM36 177V176H35ZM43 177V176H42ZM92 177V176H91ZM215 177V176H214ZM1 178H2V176H1ZM15 178V179H16ZM37 178V177H36ZM39 178H41L40 177V175H39ZM46 178H48V177H46ZM58 178H57V180H58ZM80 178H82V177H80ZM216 178V177H215ZM226 178V179H227ZM89 180V177H87L86 178V180ZM93 179H94V177H93ZM105 179V178H104ZM172 179H174V178H172ZM263 179V178H262ZM48 179H46V181H47ZM51 180V179H50ZM56 180V179H55ZM61 180V179H60ZM91 180V179H90ZM96 180V179H95ZM98 180V179H97ZM107 180V179H106ZM105 180V181H106ZM214 180H216V179H213V181H211V182H208V184H210V183H212L213 184V186L212 185H210V186H212L211 187V189H212V194L213 195H216L217 193H216V190H219L222 186H220V185H222V183L220 184L219 182H217V180H216V182H214ZM219 180V179H218ZM221 181H223L222 179H220ZM225 180V179H224ZM228 180V179H227ZM226 180V181H227ZM256 180V179H255ZM255 180L254 181H252L253 183H255ZM260 180V179H259ZM38 181H39V179H38ZM38 181H36V182H38ZM45 181V182H46ZM79 181H82V180H79ZM79 181H78V183H79ZM93 181V180H92ZM91 181V182H92ZM99 181H100V178H99ZM103 180H101V182H102ZM256 181H258V180H256ZM260 181H262V180H260ZM42 182V181H41ZM83 182V181H82ZM90 181H89V183H91ZM97 182V181H96ZM101 182H98V184L99 183H101ZM176 182V181H175ZM201 182V181H200ZM199 182V183H200ZM205 182V181H204ZM203 182V183H204ZM228 182L229 181H227V184H228ZM251 182V183H252ZM39 183V182H38ZM47 183H48V181H47ZM46 183V184H47ZM71 183V182H70ZM104 183V182H103ZM106 183H107V181H106ZM106 183H104V184H106ZM198 183V182H197ZM202 183V184H203ZM236 183V181H234V184ZM256 183H258V182H256ZM262 183V182H261ZM0 184H1V182H0ZM52 184V183H51ZM81 184V183H80ZM83 184H84V182H83ZM82 184V185H83ZM92 184H95V182L93 181V183ZM97 184V185H98ZM205 184H207L206 182H205ZM218 184H220V185H218ZM230 184V186L233 184H231V183H229ZM228 184V185H229ZM233 184V186L232 187H234L235 185ZM3 185V184H2ZM55 185V184H54ZM58 185V184H57ZM64 185V184H63ZM86 185V184H85ZM97 185H96V187H97ZM200 185V184H199ZM199 185H198V187H199ZM224 185V184H223ZM37 186H39V185H37ZM47 186V185H46ZM46 186H45V188H46ZM202 186V185H201ZM205 186V185H204ZM204 186H202V187H204ZM13 187V186H12ZM11 187V188H12ZM41 187H42V184H41ZM53 187V186H52ZM57 187V186H56ZM63 187V186H62ZM92 187V186H91ZM112 187V186H111ZM196 187V186H195ZM197 187V188H198ZM262 187V186H261ZM4 188V187H3ZM38 188V187H37ZM37 188H36V190H37ZM39 188H40V186H39ZM38 188V189H39ZM48 188H50V186H48ZM89 188V187H88ZM93 188V187H92ZM206 188V187H205ZM204 188V189H205ZM219 188V189H218ZM223 188V187H222ZM222 188H221V190H222ZM230 189L231 191H234V190H236L235 188H234V190H232L229 186L227 187V189ZM8 189V188H7ZM10 189V188H9ZM98 189V188H97ZM11 190V189H10ZM10 190H9V192H10ZM96 190V189H95ZM200 190V189H199ZM207 190H209L210 191V189L208 188ZM3 191H4V189H3ZM5 191H6V189H5ZM4 191V192H5ZM37 191H39V190H37ZM47 191V190H46ZM50 191V190H49ZM81 191V190H80ZM104 191V190H103ZM225 191V190H224ZM224 191H222V192H224ZM6 192H8V190L6 191ZM5 192V193H6ZM8 192V193H9ZM211 192V191H210ZM3 193V192H2ZM49 193V192H48ZM78 193V192H77ZM80 193V192H79ZM4 194V193H3ZM15 194V195H16ZM51 194V193H50ZM49 194V195H50ZM82 194V193H81ZM104 194H106V192H104ZM220 194V193H219ZM232 194V193H231ZM5 195V194H4ZM7 195V194H6ZM5 195V196H6ZM11 195H12V193H11ZM10 194L8 195V196H11ZM14 195V196H15ZM5 196H3V197H5ZM84 196V195H83ZM83 196H82V198H83ZM105 196V195H104ZM16 197V196H15ZM38 197V196H37ZM40 197V196H39ZM86 197V196H85ZM155 197V196H154ZM217 197V196H216ZM104 198V197H103ZM6 199H8L7 198V196H6ZM6 199H4L5 201H6ZM38 199V198H37ZM107 199V198H106ZM105 199V200H106ZM213 199V198H212ZM30 200V199H29ZM29 200H28V202H29ZM42 200V199H41ZM100 200V199H99ZM183 200V199H182ZM205 200V199H204ZM214 200V199H213ZM252 201V200H251ZM256 201V200H255ZM33 202V201H32ZM34 202H35V200H34ZM97 202V201H96ZM106 202V201H105ZM254 202V201H253ZM24 203H26V202H24ZM31 203V202H30ZM86 203V202H85ZM85 203L83 204V206L85 205ZM107 203V202H106ZM257 203V202H256ZM3 204V202H1L0 203V205H2ZM5 204V205H6ZM92 204V203H91ZM104 204V203H103ZM5 205H2V206H4V207H2V208H6L7 206H5ZM23 205V206H22ZM29 205V204H28ZM81 204H79V207H82V208H85V207H83L82 205L80 206ZM96 204H94L93 205V209L95 208V210H96V207H94ZM98 205V204H97ZM99 205H101L100 203H99ZM211 205H213V201L211 200V203H209V205H208V208L210 207H212ZM262 205V204H261ZM89 206V205H88ZM102 206V205H101ZM207 206V205H206ZM1 207H0V211H1ZM22 207H23V209H22ZM29 207V206H28ZM98 207H100V206H98ZM105 208L106 207H108V205L106 204V206H104ZM103 207V208H104ZM169 207V206H168ZM202 207V206H201ZM200 207V208H201ZM8 208V207H7ZM6 208V209H7ZM82 208H81V211H83L82 210ZM88 208V207H87ZM101 209H103L102 207H100ZM99 208V209H100ZM105 208H104V210H105ZM146 208V207H145ZM196 208V207H195ZM207 208V207H206ZM210 208L208 209V210H206L205 208H201L200 209V212L202 213L201 214V216L204 214V213H206V211H207V213L209 212V210H210ZM4 209H2V211H4ZM6 209H5V211H6ZM30 209H31V207H30ZM100 209V210H101ZM132 209V208H131ZM186 209V208H185ZM196 209H198V208H196ZM212 209H214V207L212 208ZM26 210H29V208H27V209H25V210H23V211H26ZM67 210V209H66ZM86 210V209H85ZM84 210V211H85ZM88 210H91L90 208H88ZM88 210H86V211H88ZM103 210V211H104ZM110 210V209H109ZM108 210V211H109ZM215 210V209H214ZM1 211V212H2ZM22 211V212H23ZM56 211V210H55ZM68 211V210H67ZM80 211V210H79ZM93 211V210H92ZM98 211V210H97ZM102 211V210H101ZM106 211V210H105ZM179 211H180V209H179ZM182 211V210H181ZM180 211V213H182ZM199 211V210H198ZM212 211V210H211ZM7 212V211H6ZM28 212V211H27ZM59 212V211H58ZM61 212V211H60ZM62 212H64V211H62ZM110 212V211H109ZM123 212V211H122ZM213 212V211H212ZM216 212V211H215ZM237 212H239V210L237 211ZM242 212H243V210H242ZM12 213V212H11ZM10 213V214H11ZM12 213V214H13ZM56 213V212H55ZM76 213H78L77 211H76ZM84 213V212H83ZM83 213H81L80 212V214H83ZM88 214H90V213H93V212H87ZM86 213V214H87ZM179 213V212H178ZM206 213V214H207ZM2 214V213H1ZM3 214H5V213H3ZM2 214V215H3ZM16 214H18V213H16ZM24 214H27V213H24ZM23 214V215H24ZM30 214V213H29ZM53 213H51V215H50V217L51 216H54V214L52 215ZM58 214H60V213H57V214H55V216L52 218L51 217V219H47L46 217V219H44L46 222H44V223H46L45 225V227H47V230H46V232H44L45 234H48V236H50V238H51V240H50V242L51 243H49V244H51V245H49L48 247H50V254H56L57 256H58V254H59V258H57L58 260H57V262H56V264H62L63 263V261L66 259V256H68V250L69 249H67V248H64L65 247V245H64V247H63V244L65 243L63 240H64V238H63V235L65 234V231H64V228H66L65 226H64V218H67V217H70V218H72L73 217V214L70 216V215H68V216H65L64 214H62V215H64L63 217H62V219H61V217H60V215H58ZM67 214V213H66ZM68 214H71L70 212L68 213ZM86 214H84L85 216H87ZM200 214V213H199ZM205 214V215H206ZM210 214V213H209ZM215 214V213H214ZM222 214V213H221ZM224 214V213H223ZM233 214V213H232ZM237 214V213H236ZM235 214V215H236ZM2 215H0V217L2 216ZM7 215V214H6ZM28 215V214H27ZM93 215H94V213H93ZM92 215V216H93ZM98 215V214H97ZM210 215H212L213 217L214 216H216V220L217 221H222L221 219H223L221 216H220V213H217L216 212V214L215 215H213V213L212 214H210ZM4 216V215H3ZM9 215H7L6 216V218L8 217ZM78 216H79V214H78ZM89 216V215H88ZM88 216H87V218H88ZM96 216V215H95ZM94 216V217H95ZM99 216V215H98ZM209 216V215H208ZM223 216V215H222ZM224 216H225V214H224ZM12 217H14V216H12ZM80 217H82V216H80ZM84 217V216H83ZM93 217V218H94ZM97 217V216H96ZM95 217V218H96ZM148 217V216H147ZM180 217V216H179ZM202 217H204L205 218V216H202ZM226 217V216H225ZM250 217H256L257 219H259L261 222H262V224L264 225V215H260V214H255V213H251V214H247V215H245V216H243V218H242V216H241V213H239V214H237V216L235 217L237 220L236 221H241L242 223H241V232L239 231V243H240V241H242V240H244L245 238L244 237H242V236H245V237H248V238H250L249 236H247V234H246V229H245V227L247 226V224L249 225V223H248V219L250 218ZM4 218H5V216H4ZM9 218V217H8ZM74 218V217H73ZM75 218H76V216H75ZM75 218H74V220H75ZM79 218V217H78ZM78 218L76 219V222L78 221ZM95 218H94V220H95ZM204 218H202V219H197L198 220V222H199V220H201L200 221V223H195V224H197V230H200L199 228H202V226H203V224H204ZM212 218V217H211ZM241 218V219H240ZM83 219V218H82ZM81 219V220H82ZM91 219H92V217H91ZM106 219V218H105ZM149 219V218H148ZM168 219V218H167ZM84 220L85 219H83V222L81 221V224L82 223H84ZM178 220V219H177ZM208 220V219H207ZM21 221V220H20ZM22 221H24V222H22ZM21 222L24 224V223H26V221L25 220H22ZM29 221V220H28ZM32 221V220H31ZM73 221V220H72ZM71 221V222H72ZM90 221V220H89ZM89 221H87V219H86V221H85V224H86V222H89ZM93 221V220H92ZM186 221V220H185ZM216 221V222H217ZM239 221H238V223H239ZM18 222V221H17ZM21 222H19V223H17V224H20ZM33 222V221H32ZM38 222V221H37ZM67 222V221H66ZM73 222H75V221H73ZM75 222V223H76ZM91 222V221H90ZM97 222V221H96ZM98 222H100L99 221V219H98ZM109 222V221H108ZM107 222V223H108ZM180 222H181V220H180ZM184 222V221H183ZM203 222V223H202ZM215 222V225L217 224ZM224 222V221H223ZM12 223H14V222H12ZM29 223H31L30 221L27 223V224H29ZM34 223H36L35 221H34ZM75 223H72L71 224V226L73 227L74 225L73 224H75ZM101 223H102V220H101ZM103 223H104V219H103ZM107 223H105V224H107ZM111 223V222H110ZM182 223V222H181ZM181 223H179V224H181ZM193 223V222H192ZM212 223V222H211ZM219 223V222H218ZM16 224V223H15ZM15 224L13 225V227L11 228H5L4 230H0L1 232H0V236H2L1 238L2 239H4V240H7L8 239V242L11 240L10 239V237H13V239H15L14 237H16L18 234H19V236L21 235L20 234V231L22 230L21 229V227L20 226H22L21 224H20V226H18V225H16L15 226ZM80 224V223H79ZM84 224V225H85ZM97 224V223H96ZM128 224V223H127ZM127 224H125V226H128ZM29 225H31V224H29ZM65 225H67V223L65 224ZM70 225V224H69ZM83 225V227H87L88 225H85L84 226ZM89 225H90V223H89ZM94 225V224H93ZM92 224L90 225V226H93ZM99 225H100V223H99ZM99 225H97V226H99ZM102 225V224H101ZM169 225V224H168ZM182 225V224H181ZM210 225V224H209ZM221 225V224H220ZM227 225V224H226ZM237 225V224H236ZM32 226H33V224H32ZM31 226V228H33ZM35 226H38V225H34V228H36ZM70 226V227H71ZM76 226V225H75ZM74 226V227H75ZM79 226V225H78ZM103 227H104V224L102 225ZM183 226V225H182ZM186 226H187V223H186ZM190 226V225H189ZM219 226V225H218ZM229 226V225H228ZM231 226H233V225H231ZM237 226H239V225H237ZM236 226V230H237V227ZM77 227V226H76ZM83 227H82V229H83ZM85 227V228H86ZM89 227V226H88ZM174 227V226H173ZM27 228H29V227H27ZM31 228H30V230H31ZM34 228H33V230H34ZM78 228V227H77ZM101 228V227H100ZM105 228V227H104ZM104 228L102 229V230H104ZM109 228V227H108ZM110 228H111V226H110ZM109 228V229H110ZM125 228V227H124ZM127 228V227H126ZM37 229V228H36ZM36 229H35V231H36ZM39 229V228H38ZM67 230H68V225H67V228H66ZM80 229V228H79ZM89 229V228H88ZM87 229V230H88ZM91 229H93V228H91ZM94 229H95V231L97 230L95 227H94ZM106 229V228H105ZM114 228H112V229H110V230H113ZM123 229V228H122ZM32 230V231H33ZM43 230V229H42ZM84 230V229H83ZM87 230L85 231L86 232V234H87ZM98 230H99V228H98ZM102 230H99V231H97V233L98 232H100V231H102ZM124 230V229H123ZM235 230V229H234ZM234 230L233 231H231L232 233L234 232ZM236 230H235V232H236ZM23 231V230H22ZM25 231H26V229H25ZM28 231V230H27ZM45 231V230H44ZM70 231V230H69ZM105 231V230H104ZM107 231V230H106ZM109 231V230H108ZM125 231V232H124ZM123 232H124V234L125 233H127V231H126V229L124 230ZM196 230H194V233H193V235L191 236L190 235V237H185V236H178V237H176L175 238V242L176 243H183V242H189V243H192L193 244V242H196V239H197V235H198V231H196ZM217 231H219V230H216V232ZM225 231V230H224ZM111 232H113V231H111ZM117 232V231H116ZM121 232H122V230H121ZM235 232H234V234H235ZM24 233H27V232H24L23 231V233L22 234H24ZM28 233H30V232H28ZM66 233H68L69 234V232H66ZM71 233V232H70ZM76 233H78V231L77 232H74V234H73V236H72V234H70V236H72V237H74V235L76 234ZM91 233H92V231H91ZM91 233H90V235H89V232H88V235L89 236H91ZM102 233V232H101ZM220 233V232H219ZM238 233V232H237ZM34 234V233H33ZM44 234V235H45ZM67 234V235H68ZM128 234V233H127ZM28 235V234H27ZM32 235V234H31ZM31 235H29V237H31ZM88 235L86 236V237H88ZM94 235H95V233H94ZM93 235V233H92V236H94ZM100 237H98V238H100L98 241H94V239L91 241V242H86V244L85 245H82L83 247L81 248V245L80 246H78V247H80V249H79V253L77 254L78 256H77V259L79 258V262H81V263H84L85 261H87L88 259H90V258H93L94 256H96V254H98V253H100V254H102V255H104L105 257L104 258H106V260L104 261L105 263L104 264H147V260L146 259H143V258H139V259H131L130 257H129V255H130V253H131V251H132V246L130 245H128L125 241H123V240H126V239H124V238H126V237H122V242H120L119 240L117 241V239H116V241L113 243H111L110 242V239H109V236L108 235H105V232H104V234H98ZM123 235V234H122ZM237 235V234H236ZM23 236V235H22ZM92 236L91 237H88V239L89 238H92ZM123 236H125V235H123ZM47 237V236H46ZM66 237V236H65ZM97 237H95V239L97 238ZM112 237V236H111ZM110 237V238H111ZM121 237V236H120ZM151 237V236H150ZM220 237V235H218L217 233H215V236H214V239L215 238H219ZM236 237V236H235ZM264 237V235H262V236H259V237H255V238H263ZM18 238V237H17ZM16 238V239H17ZM26 238V237H25ZM33 238V237H32ZM44 238V237H43ZM50 238H48V240L50 239ZM69 239H71L70 237H68ZM68 238H66L65 240L67 241V239ZM75 238V237H74ZM85 238V237H84ZM97 238V239H98ZM12 239V241L14 242V240ZM15 239V240H16ZM86 239V238H85ZM105 239H107V241L105 240ZM113 239V238H112ZM128 239V238H127ZM165 239H168L169 241L170 240H172L173 238H171L170 239V237H166L165 236ZM264 239V238H263ZM18 240V239H17ZM72 240V239H71ZM75 239H73V241H74ZM91 240V239H90ZM109 240V241H108ZM205 240V239H204ZM219 240V239H218ZM45 241H47L46 239H45ZM87 241V240H86ZM89 241V240H88ZM94 241V242H93ZM112 241V240H111ZM128 241V240H127ZM216 241V240H215ZM1 242H2V240H1ZM5 242V241H4ZM7 242V243H8ZM11 242V241H10ZM9 242V243H10ZM15 242H17V241H15ZM26 242V241H25ZM48 242V241H47ZM46 242V243H47ZM76 242V241H75ZM130 242V241H129ZM132 242V241H131ZM219 242V241H218ZM217 242V243H218ZM116 243V244H115ZM174 243V242H173ZM198 243V242H197ZM216 243V242H215ZM11 244V243H10ZM14 244H16V243H13V244H11V245H8V255L9 256H14V257H16V255L17 254H15V251H16V245H18V243L13 247V245ZM21 244V243H20ZM131 244V243H130ZM258 244V243H257ZM7 245V244H6ZM48 245V244H47ZM205 245V244H204ZM211 245V244H210ZM217 245V244H216ZM222 245V244H221ZM66 246H68V245H66ZM71 246V245H70ZM73 246V245H72ZM20 247V246H19ZM19 247L17 248V249H19ZM41 247V246H40ZM77 247V248H78ZM264 247V246H263ZM21 248V247H20ZM37 248V247H36ZM138 248V247H137ZM0 249H3V248H0ZM4 249H6V248H4ZM23 249V248H22ZM38 249V248H37ZM45 249H47V247L45 248ZM7 250V249H6ZM39 250V249H38ZM138 250V249H137ZM136 250V251H137ZM252 250V249H251ZM254 250V249H253ZM2 251V250H1ZM18 251V250H17ZM20 251V250H19ZM37 251V250H36ZM45 251V250H44ZM47 251H48V249H47ZM46 251V252H47ZM73 251V250H72ZM76 251V250H75ZM35 252V251H34ZM69 252H71V250L69 251ZM252 252H255L256 253V255H257V257H256V255H255V257H256V259L255 260H253V262H252V264H264V252L262 253V249H260V246L256 249V250H254V251H252ZM261 252V253H260ZM19 253V252H18ZM23 253V252H22ZM40 253V252H39ZM41 253H42V250H41ZM48 253V252H47ZM48 253V254H49ZM72 253H74V252H72ZM138 253V252H137ZM44 254H46V253H44ZM133 255H134V253H132ZM252 254V253H251ZM2 255V254H1ZM6 256V258L8 257L7 256V254H5ZM30 256L32 255V252H31V254H29ZM43 255V254H42ZM70 255V254H69ZM136 255V254H135ZM259 255V256H258ZM27 256V255H26ZM34 256H35V254H34ZM51 255H49V257H50ZM71 256V255H70ZM73 256H75L74 254H73ZM100 256V255H99ZM184 256V254H182L180 251H178V250H167V251H164L163 253H160V254H158V253H151L150 252V254L147 256V259L148 260H153V262L154 261H156V260H159L160 258H163L164 260H174V259H177V258H179V260H180V258H182ZM4 257V256H3ZM4 257V258H5ZM33 257V256H32ZM36 257H39V256H36ZM69 257V256H68ZM67 257V258H68ZM136 257V256H135ZM141 257V256H140ZM5 258V259H6ZM17 258V257H16ZM45 258V257H44ZM100 258H101V256H100ZM99 258V259H100ZM4 259V260H5ZM11 259H12V257H11ZM14 259V258H13ZM25 259V258H24ZM27 259V258H26ZM31 259V258H30ZM38 259V258H37ZM47 259V258H46ZM45 259V260H46ZM69 259V258H68ZM162 259V260H163ZM183 259V258H182ZM0 260H2V259H0ZM20 260V259H19ZM28 260H29V258H28ZM40 260V259H39ZM44 260V259H43ZM52 260V259H51ZM98 259H96V262L98 263V261H97ZM9 261V260H8ZM41 261H42V257H41ZM41 261H40V263H41ZM47 261V260H46ZM69 260H67V262H68ZM91 261V260H90ZM90 261H88V262H90ZM100 261H102V260H100ZM204 261V260H203ZM37 262V260L35 259V263ZM55 262V261H54ZM66 262V263H67ZM95 262V263H96ZM150 262V261H149ZM157 262V261H156ZM43 263H45V262H43ZM48 263H50V262H48ZM155 263V262H154ZM251 263V262H250ZM2 264V263H1ZM8 264V263H7ZM10 264V263H9ZM34 264V263H33ZM37 264H38V262H37ZM45 264H47V263H45ZM52 264V263H51ZM177 264V263H176Z\"/></svg>", "mask_w": 264, "mask_h": 264}, {"label": "built area", "instance_id": "2783aa9c", "mask_svg": "<svg viewBox=\"0 0 264 264\" xmlns=\"http://www.w3.org/2000/svg\"><path fill=\"white\" fill-rule=\"evenodd\" d=\"M227 11L235 12L237 25L235 39L230 40V56L241 55L250 65L264 66V0H218ZM231 18L232 14H231ZM236 53V54H235ZM234 167L226 159H214L211 162V173L218 179L223 178L222 171L231 172ZM246 234L250 238L264 235V225L256 217L248 219Z\"/></svg>", "mask_w": 264, "mask_h": 264}]
</instances>
